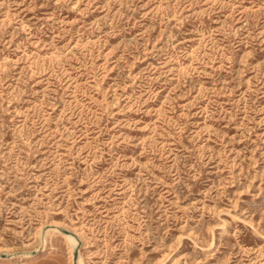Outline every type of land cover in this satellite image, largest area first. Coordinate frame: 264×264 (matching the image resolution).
<instances>
[{
  "label": "rangeland",
  "instance_id": "obj_1",
  "mask_svg": "<svg viewBox=\"0 0 264 264\" xmlns=\"http://www.w3.org/2000/svg\"><path fill=\"white\" fill-rule=\"evenodd\" d=\"M67 236L264 264V0H0V264H74Z\"/></svg>",
  "mask_w": 264,
  "mask_h": 264
},
{
  "label": "bare ground",
  "instance_id": "obj_2",
  "mask_svg": "<svg viewBox=\"0 0 264 264\" xmlns=\"http://www.w3.org/2000/svg\"><path fill=\"white\" fill-rule=\"evenodd\" d=\"M56 229V228H55ZM77 235V234H76ZM67 238H68V240H69V242L72 244V248H73V254H72V256H73V258H74V252H75V250L77 249V246H78V240L73 236H67ZM31 253V252H30ZM32 254V253H31ZM78 264H82V260H81V258H80V256H79V259H78Z\"/></svg>",
  "mask_w": 264,
  "mask_h": 264
},
{
  "label": "water",
  "instance_id": "obj_3",
  "mask_svg": "<svg viewBox=\"0 0 264 264\" xmlns=\"http://www.w3.org/2000/svg\"><path fill=\"white\" fill-rule=\"evenodd\" d=\"M78 257H79V253H78V249H76L74 252V261H75L74 264H77Z\"/></svg>",
  "mask_w": 264,
  "mask_h": 264
}]
</instances>
